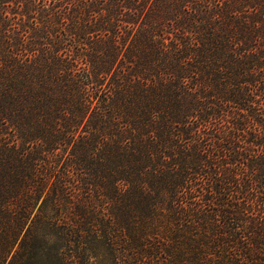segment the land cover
<instances>
[{
    "label": "trees",
    "instance_id": "obj_1",
    "mask_svg": "<svg viewBox=\"0 0 264 264\" xmlns=\"http://www.w3.org/2000/svg\"><path fill=\"white\" fill-rule=\"evenodd\" d=\"M0 264H264V0H0Z\"/></svg>",
    "mask_w": 264,
    "mask_h": 264
}]
</instances>
